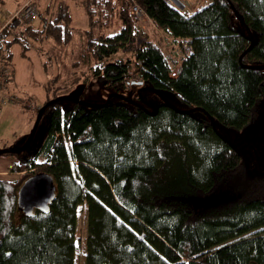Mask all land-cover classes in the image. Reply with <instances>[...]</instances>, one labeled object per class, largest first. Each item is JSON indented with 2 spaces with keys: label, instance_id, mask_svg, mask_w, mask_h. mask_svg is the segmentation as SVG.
Returning <instances> with one entry per match:
<instances>
[{
  "label": "trees",
  "instance_id": "16d2710c",
  "mask_svg": "<svg viewBox=\"0 0 264 264\" xmlns=\"http://www.w3.org/2000/svg\"><path fill=\"white\" fill-rule=\"evenodd\" d=\"M76 2L87 19L85 51L101 63L95 79L110 94L139 103L148 93L158 103L150 114L145 102L59 100L43 112L40 124L49 120L38 149L10 154L17 159L11 171L21 178L0 180V264H74L77 210L84 204V264H264V170L226 202L200 211L190 202L225 189L243 169L246 146H231L214 128L243 130L264 101V0H211L191 15L165 0ZM134 4L165 38L188 41L191 53L175 77L164 38L140 43L131 58L107 60L137 42ZM56 8L45 7L48 20L38 10L36 25L0 30L2 74L14 45L25 59L33 42L72 43L69 10ZM114 18L118 29L110 35ZM39 173L53 178L55 196L46 212L25 216L18 192Z\"/></svg>",
  "mask_w": 264,
  "mask_h": 264
},
{
  "label": "rangeland",
  "instance_id": "374dc122",
  "mask_svg": "<svg viewBox=\"0 0 264 264\" xmlns=\"http://www.w3.org/2000/svg\"><path fill=\"white\" fill-rule=\"evenodd\" d=\"M22 1L24 0H2L0 15L8 16L13 13ZM179 2L185 7L180 11L189 15L193 10L196 11L208 5L211 0H179ZM58 3L66 6L72 17L71 27L75 30L72 43L61 48L56 47L51 40L33 42L26 51L25 59L21 57V48L14 45L10 49L11 66L3 74L0 72V152L16 151L24 144L36 121L35 106L41 107L47 99L54 96L68 98L91 106L106 103L112 95L93 76L101 63H97L85 51L87 19L82 7L76 0H37L36 2L39 12L46 17V20L50 16L45 15V7L51 5V12L55 13ZM146 17L144 22L137 20V42L131 46V49L119 50L116 55L108 58V61L131 58L132 51L144 41L158 43L161 38H164L169 44L165 35L158 31L156 26L153 27L154 24L151 21L150 23ZM37 23L35 21L34 25ZM113 24L114 26L107 34H115L117 31L118 22L115 18ZM2 27L0 24V30L3 29ZM17 27L20 26L9 28ZM11 72L14 75L12 77ZM142 97L146 105L155 106L158 103V100L148 93H143ZM166 97L178 111L186 109V106L172 95L166 94ZM48 120L46 118L39 124L27 152L35 151L40 146L46 134ZM217 129L230 145L246 146L242 150L243 169L225 189L219 190L213 196L192 199L191 205L197 211L238 196L259 176L260 171L264 170V101L258 105L253 121L243 130L220 126ZM38 162H44V158H39ZM16 163L17 159L13 155H0V180L16 182L21 178L20 174L11 171ZM75 240L77 249L74 264H84L87 240L85 204L77 210Z\"/></svg>",
  "mask_w": 264,
  "mask_h": 264
},
{
  "label": "water",
  "instance_id": "95a60500",
  "mask_svg": "<svg viewBox=\"0 0 264 264\" xmlns=\"http://www.w3.org/2000/svg\"><path fill=\"white\" fill-rule=\"evenodd\" d=\"M233 9V8H232ZM151 91V90H150ZM141 94V91L138 92V95ZM156 94L159 96L160 100L162 102L168 103L158 92ZM118 99L121 100L125 103H128L130 105L138 106V107H143L144 101L140 97L139 103H134L132 101H129L127 98L118 95V94H112L106 101L105 104L107 105L110 103L111 99ZM59 100H64V101H71L74 103H80L78 101L70 100L68 98H56L55 100H51L50 102L46 103L44 106H42L36 117V121L34 124V127L32 129V132L24 142V144L16 151H1L0 155L4 154H21L23 153L28 145L31 143V141L34 139L36 131L38 129V126L40 124V119L43 114V112L52 104H54L56 101ZM83 104V103H82ZM170 106H172L170 103H168ZM89 106V105H87ZM93 106V105H91ZM149 113L153 114L155 112V107L149 106ZM184 113H189V112H184ZM211 124L212 120L210 117H208ZM215 132L220 136L221 134L214 128ZM223 138V137H222ZM224 139V138H223ZM225 140V139H224ZM232 146V145H231ZM258 164V161H257ZM263 171V170H261ZM55 196V185H54V180L52 177L45 173H39L31 176L29 179H27L22 187L20 188L18 192V209L21 213H23L25 216L31 215L33 211H40V212H46L48 210V206L52 202Z\"/></svg>",
  "mask_w": 264,
  "mask_h": 264
},
{
  "label": "built area",
  "instance_id": "2783aa9c",
  "mask_svg": "<svg viewBox=\"0 0 264 264\" xmlns=\"http://www.w3.org/2000/svg\"><path fill=\"white\" fill-rule=\"evenodd\" d=\"M165 1L168 5L175 8L179 12H181L180 10L185 8L184 5L179 2V0ZM34 2L35 0H24L20 7L13 13L9 14L8 16L0 15V24L3 26L2 28L22 26L24 24L34 23L38 17V9ZM131 14H133L137 18V20H140L142 22H144V17H146L144 12L135 4L131 8ZM148 21L150 22V20ZM152 26L155 27V25ZM166 39H168L169 43L171 44L170 57L169 59H167V64L171 77H175L180 71V64L191 53V47L188 45L187 40H182L180 44H177L173 43V40L170 38Z\"/></svg>",
  "mask_w": 264,
  "mask_h": 264
},
{
  "label": "crops",
  "instance_id": "0c3cea01",
  "mask_svg": "<svg viewBox=\"0 0 264 264\" xmlns=\"http://www.w3.org/2000/svg\"><path fill=\"white\" fill-rule=\"evenodd\" d=\"M204 1V0H203ZM195 11L193 10L189 15H191L192 13H194Z\"/></svg>",
  "mask_w": 264,
  "mask_h": 264
}]
</instances>
